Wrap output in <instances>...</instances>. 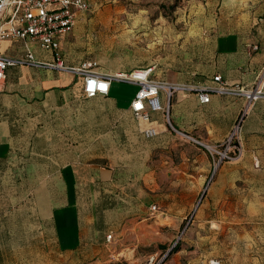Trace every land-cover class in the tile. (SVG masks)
<instances>
[{"label": "crops", "instance_id": "0c3cea01", "mask_svg": "<svg viewBox=\"0 0 264 264\" xmlns=\"http://www.w3.org/2000/svg\"><path fill=\"white\" fill-rule=\"evenodd\" d=\"M88 10H78L74 28L59 36V51L69 66L93 60L101 71L115 73L154 64L153 77L169 83L213 87V77L220 74L230 87L251 88L260 77L264 85V0H206L199 16H210V25L195 34L199 40L194 43L203 48V62L190 65L124 67L85 58L74 47ZM28 50L39 60L53 59L37 42L0 40V54L19 56ZM112 85L108 94L89 98L74 72L28 64L7 70L0 92V179L18 177L22 186L34 182L33 196L45 209L32 208L35 221L30 225L38 245L54 248L52 264H131L124 246L155 214L148 190L160 187V173L173 169V176L183 181L190 176L184 165H212V156L197 151L201 145L171 125L206 144H218L246 113L263 124L255 130L245 121L240 124L242 155L220 164L211 196L215 207L225 198L221 208L225 205L231 218L226 222L246 230L242 264H264V98L248 106L243 96L211 92L210 101L201 103L196 90H178L170 99L169 121L161 110H150V119L144 120L130 108L135 96L112 93ZM159 99L166 105L165 92ZM148 130L155 134L147 135ZM239 181L244 182L242 194ZM21 209L26 205L20 204ZM240 212L248 215L235 219ZM211 261L223 264L219 258Z\"/></svg>", "mask_w": 264, "mask_h": 264}, {"label": "rangeland", "instance_id": "374dc122", "mask_svg": "<svg viewBox=\"0 0 264 264\" xmlns=\"http://www.w3.org/2000/svg\"><path fill=\"white\" fill-rule=\"evenodd\" d=\"M88 1L90 9L82 16L85 30L74 47L85 58L124 67L203 62V48L194 43L199 40L195 34L207 31L210 25V16H199L206 0ZM138 89L134 83L119 80L112 85V93L126 98L135 96ZM244 121L251 130L263 124L262 119L248 113L241 117L240 124ZM198 147V152L205 150L211 156L206 148ZM183 167L190 174L186 180L174 177L175 170L164 169L159 176L160 187L148 190L154 199L151 204H156L159 211L126 242L129 261L146 264L154 255L156 264H209L213 258L223 260V264H242L240 258L248 243L242 237L246 230L226 222L231 218L227 217L225 205L221 208L225 198L215 207L216 198L211 196L219 166L213 160L211 167L199 161ZM21 183L13 176L0 179V264H52L56 261L54 248L38 245L36 230L30 225L35 221L32 208L37 204L45 209L44 203L41 199L36 202L33 181L27 180L26 186ZM236 185L242 194L244 182ZM20 204L26 209L19 211ZM247 215L240 212L235 219ZM155 220L158 222L153 223ZM50 254L53 258L44 259ZM235 255L239 259L233 261Z\"/></svg>", "mask_w": 264, "mask_h": 264}, {"label": "built area", "instance_id": "2783aa9c", "mask_svg": "<svg viewBox=\"0 0 264 264\" xmlns=\"http://www.w3.org/2000/svg\"><path fill=\"white\" fill-rule=\"evenodd\" d=\"M90 4L87 0H0V40H29L37 42L41 49L53 53L52 60H39L35 54L28 50L19 56L0 54V92L3 91L7 70L11 66L28 64L35 67H47L59 70H68L78 74L83 80V93L86 97L108 94L114 80L134 83L139 89L131 102V110L136 118L150 119V110L164 111L169 121L170 99L175 91L196 90L201 103H208L211 92L219 94H233L246 98L248 106L254 101L264 98V85L260 77L254 87H230L220 74L213 77L216 83L213 87H200L182 83H169L153 77L156 66L149 65L133 69L128 72H104L98 69L97 61H84L78 66H69L60 53L59 36L71 31L77 21L78 10H88ZM161 92L167 95V103L163 105L159 99ZM171 127L191 139L198 145L206 148L213 157L216 166L224 161H233L241 157L243 149L236 129L223 142L206 144L184 132ZM151 136L154 130L146 131ZM152 213L159 211L156 204L150 206ZM113 234L107 235L111 241ZM157 258L149 256L146 264H156ZM218 264L219 261H211Z\"/></svg>", "mask_w": 264, "mask_h": 264}, {"label": "trees", "instance_id": "16d2710c", "mask_svg": "<svg viewBox=\"0 0 264 264\" xmlns=\"http://www.w3.org/2000/svg\"><path fill=\"white\" fill-rule=\"evenodd\" d=\"M176 247H174L170 252L169 254L173 253L175 251Z\"/></svg>", "mask_w": 264, "mask_h": 264}]
</instances>
